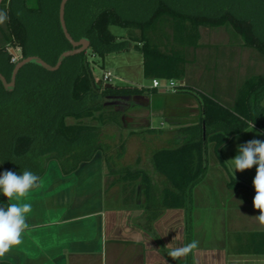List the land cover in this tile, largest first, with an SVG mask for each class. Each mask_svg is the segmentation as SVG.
I'll return each mask as SVG.
<instances>
[{
  "label": "trees",
  "instance_id": "obj_1",
  "mask_svg": "<svg viewBox=\"0 0 264 264\" xmlns=\"http://www.w3.org/2000/svg\"><path fill=\"white\" fill-rule=\"evenodd\" d=\"M148 2L69 0L65 9L68 30L76 40L89 38L90 48L66 58L57 70L35 63L23 66L11 90L0 79V173L13 171L19 175L30 170L41 180L52 160L68 175L101 155L109 173L124 182L125 202L130 203L140 187L147 216L155 218L165 207L190 204L193 188L207 173L210 142L220 148L250 123L264 129L261 103L264 74H256L241 84L234 105L227 106L212 95L196 94L201 105L199 121L179 125L173 130L176 145L152 153L154 173L163 175L165 183L155 181L154 175L140 167L139 161L134 166H116L115 158L122 157L127 147L129 135L125 136L124 130L130 122L125 109L109 102L113 95H142L150 88L108 87L103 77L97 75L89 53L104 58L134 47L130 40L118 39L110 26L140 29L135 47L143 54L145 76L152 80L183 78L185 44L173 47L174 38L184 39L186 32L189 34L201 25L231 26L246 46L264 53V28L257 27L241 9L207 2L185 7L180 0ZM60 3L61 0H37L36 4L30 0L11 1L6 39L21 47L22 58L38 55L54 65L59 55L72 47L61 27ZM165 25L172 27L170 35L164 32ZM38 27L50 30L56 43L39 41ZM163 36L172 44L165 49L159 44ZM11 59L12 54L0 45V72L8 81L16 64ZM177 88L190 92L183 85ZM152 90L156 92L155 88ZM109 132L118 135L114 144L111 139L115 136ZM115 182L116 178L111 185ZM9 203L0 193V206ZM252 237L254 246L264 242V232L254 233ZM254 251L264 253L260 248ZM187 264H191V259H187Z\"/></svg>",
  "mask_w": 264,
  "mask_h": 264
},
{
  "label": "crops",
  "instance_id": "obj_2",
  "mask_svg": "<svg viewBox=\"0 0 264 264\" xmlns=\"http://www.w3.org/2000/svg\"><path fill=\"white\" fill-rule=\"evenodd\" d=\"M11 1L0 0V11L7 13L6 22L0 24V43H11L6 39ZM17 48L21 50V47ZM14 50L17 51L16 48ZM148 88L139 95L147 100L146 104L133 101L126 107L135 104L136 109L143 107L147 111L143 124L147 130L151 128L158 130L152 132H161L164 129L152 126V116L166 117L174 130L183 122L199 121L201 105L196 97L184 105L187 117H180L181 107L158 103V99L169 90L178 92V88L165 90L153 85ZM210 90L215 92L219 88L212 86ZM236 98L237 94L232 105ZM263 102L264 97L261 100L264 106ZM127 119L131 123L136 118ZM171 137L175 146L173 132ZM252 139L264 141V129L250 123L220 148L215 142H210L208 155L211 153L213 156L211 161L208 158V168L211 164L215 175L205 180L209 175L207 169L206 176L193 188L188 206L165 207L155 218L147 216L146 201L140 187L130 203L125 202L123 191L108 189L107 165L101 155L81 164L68 175H64L58 163L52 160L40 184L22 201L32 205L22 243L12 247L0 261L5 264H187L189 258L191 264H243L264 260V253L254 251L264 250V242L261 246L251 244L252 234L264 232V226L255 219L259 211L253 207L256 194L254 179L247 174L250 171L256 175V166L243 172L236 171L233 175L230 161L239 154L238 146ZM160 148L166 147H156L144 158L137 152L134 162L128 165H137L139 161L140 167L149 170L155 181L165 183V177L154 173L151 163L153 151ZM225 150L228 170L218 158ZM117 178L115 184L120 181ZM123 185L124 182L122 190ZM206 216L209 217V229L206 228ZM192 240L199 241L198 248L192 253L175 260L169 257L172 248L184 246ZM251 257L261 259L252 260Z\"/></svg>",
  "mask_w": 264,
  "mask_h": 264
},
{
  "label": "rangeland",
  "instance_id": "obj_3",
  "mask_svg": "<svg viewBox=\"0 0 264 264\" xmlns=\"http://www.w3.org/2000/svg\"><path fill=\"white\" fill-rule=\"evenodd\" d=\"M131 1L135 4H140L142 2L147 3L150 0ZM36 2L37 0H30L31 4H36ZM203 2H207L210 5L215 6L226 5L234 9H241L245 16L254 20L257 27L264 28V0H180L183 7H185V5H201ZM149 6L150 5H148V7ZM46 21L48 22L49 19L46 18ZM38 28L39 30L37 31L36 36H39V41L42 40L45 44L46 41L50 42V45H52V43H56L50 30H44L43 27ZM110 29L118 36V39L130 40L132 46L134 47L129 50L107 54L104 58H100L89 53L90 60L96 66L97 75L103 77L104 72L110 71L112 73L111 83L114 86L152 87L153 80L146 77L144 74L143 54L135 47V44H138L135 38L140 37V29L125 28L117 25L110 26ZM164 32L170 35L173 32V29L171 26L165 25ZM189 32V34L187 32V34L185 33L184 39L174 38L176 42L173 47H181L183 43L185 44V48L183 49L184 76L181 79L175 80L178 83L176 88L181 85L188 86V90L190 92H173L171 89L163 97L158 99V103H165L168 107H181L180 110L183 112L180 114V117H185L187 115L186 107L184 105L186 102L194 99L196 94L205 93L212 95L221 103L231 106L243 80L250 75L256 74L257 72L264 73V53L259 52L253 47L246 46L242 37L235 33L231 26L201 25ZM165 38L166 36L162 37L163 41L161 40V42L163 43L159 42L162 49L172 45L170 44L171 41L168 40L167 42ZM164 42H166V44H164ZM0 45L7 49L16 48L17 51L19 50L14 43L4 42L0 43ZM140 45L141 42H139V46ZM18 55L19 59H21L22 53H18ZM18 61H16V63ZM217 75L220 77H217ZM158 80L161 86H168L170 81L168 79ZM212 86L214 89L219 88V90L212 92L210 90ZM136 100L144 104L147 102L145 98L139 96ZM134 106L136 105L132 104V106L128 107L124 112L127 117H135L136 119H134L135 122L129 123V128L124 130V135H129V138L127 139V150L124 157L121 159H118L117 157V159L115 158L116 166L119 167L133 163L137 152H139L141 157L144 158L146 153L156 147L169 148L174 146V140L171 137V133L174 128L172 127L171 122H169L166 117L152 116L150 118L152 126L157 128L162 127L164 129H162L163 131L161 132L149 131L146 129V125H143L145 124L144 118L148 115L147 111L141 107L143 105H137V107H141L139 109H136ZM145 107L147 108V105H145ZM169 110L170 109H167V112H169ZM169 116L170 114H168L167 117ZM140 117L143 118V120L136 121ZM69 121L73 120L70 118ZM139 121H141V123ZM109 134H113L115 136V138L111 137L112 144L118 141L117 133L109 132ZM226 152L227 150L222 152L218 158L226 170H228L226 167L228 154ZM116 153L117 149H114V154ZM212 156L213 155L209 153L208 158L210 161ZM213 170L214 168L210 164L208 168L209 175L204 178L205 180H209L211 176L215 175L213 174ZM106 172V185L108 189L114 188L119 191V193L122 192L123 190L121 185L123 182L120 180L111 186L113 180H115L118 176L111 175L108 167L106 168ZM247 174L250 175V179H254L255 175L252 172L249 171ZM206 220L208 221L206 228L209 229V217L206 216ZM251 259L254 260L261 258L251 257ZM243 264H264V260H255L245 262Z\"/></svg>",
  "mask_w": 264,
  "mask_h": 264
},
{
  "label": "clouds",
  "instance_id": "obj_4",
  "mask_svg": "<svg viewBox=\"0 0 264 264\" xmlns=\"http://www.w3.org/2000/svg\"><path fill=\"white\" fill-rule=\"evenodd\" d=\"M7 20V13L0 11V24ZM254 125H252L253 127ZM238 155L230 160L233 175L236 171L243 172L256 166V175L253 180L255 196L253 207L259 211L255 216L260 226H264V141L252 139L238 146ZM40 177L30 170H24L22 174L13 171L0 173V193L9 201L6 207L0 206V258L12 247L22 243V234L28 228L27 218L32 211L31 203L22 202L30 190L38 186ZM199 246L198 240L172 248L168 255L173 260L184 257L193 252Z\"/></svg>",
  "mask_w": 264,
  "mask_h": 264
},
{
  "label": "water",
  "instance_id": "obj_5",
  "mask_svg": "<svg viewBox=\"0 0 264 264\" xmlns=\"http://www.w3.org/2000/svg\"><path fill=\"white\" fill-rule=\"evenodd\" d=\"M69 0H61L60 3V12H59V17H60V23L61 27L63 29V32L66 36V38L69 40L71 43L72 47L69 49L64 50L58 57V60L56 64H50L49 62L45 61L43 58H41L38 55H30L28 57L21 58L16 64L13 69L11 79L10 81L7 80V78L0 72V79L2 80L4 86L11 90L15 87L16 84V77L18 74V71L25 65L29 63H35L38 64L48 70H57L60 68L64 60L70 56L76 55L80 52L86 51L90 48V39L87 37H82L79 40L74 39V37L70 34L66 19H65V9H66V4L68 3ZM106 86L112 87L114 86L112 83H106ZM115 99H112L109 103L113 104H119L121 100L123 99H130L129 95H122V96H115Z\"/></svg>",
  "mask_w": 264,
  "mask_h": 264
},
{
  "label": "built area",
  "instance_id": "obj_6",
  "mask_svg": "<svg viewBox=\"0 0 264 264\" xmlns=\"http://www.w3.org/2000/svg\"><path fill=\"white\" fill-rule=\"evenodd\" d=\"M8 51L12 54V62H16L19 60V55H18V51L21 52V50L15 51L14 49L9 48ZM103 80L105 83H111L112 82V73L110 71L104 72L103 74ZM178 85L176 80H170L168 86H161L160 82L158 79H154L153 80V86L154 87H161L165 90H167L168 88H176V86Z\"/></svg>",
  "mask_w": 264,
  "mask_h": 264
},
{
  "label": "flooded vegetation",
  "instance_id": "obj_7",
  "mask_svg": "<svg viewBox=\"0 0 264 264\" xmlns=\"http://www.w3.org/2000/svg\"><path fill=\"white\" fill-rule=\"evenodd\" d=\"M114 97L112 98V99H115L116 97L115 96H122L121 94H116V95H113ZM137 96H139V95H132V96H130V99H123V100H121L120 101V103L119 104H117V105H119L121 108H123V109H126V107L128 106V105H130V103L131 102H133V101H136V102H139L138 100H136V97Z\"/></svg>",
  "mask_w": 264,
  "mask_h": 264
}]
</instances>
